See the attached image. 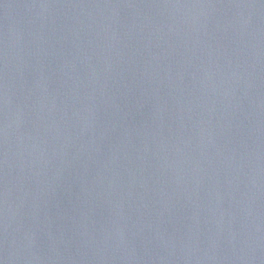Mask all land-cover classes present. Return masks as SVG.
I'll return each mask as SVG.
<instances>
[{
	"label": "water",
	"instance_id": "obj_1",
	"mask_svg": "<svg viewBox=\"0 0 264 264\" xmlns=\"http://www.w3.org/2000/svg\"><path fill=\"white\" fill-rule=\"evenodd\" d=\"M0 264H264V0H0Z\"/></svg>",
	"mask_w": 264,
	"mask_h": 264
}]
</instances>
